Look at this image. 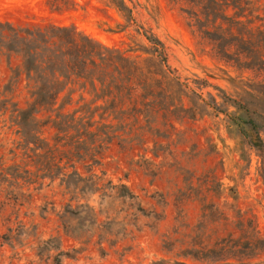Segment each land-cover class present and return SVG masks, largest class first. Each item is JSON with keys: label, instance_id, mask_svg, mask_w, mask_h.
Masks as SVG:
<instances>
[{"label": "rangeland", "instance_id": "1", "mask_svg": "<svg viewBox=\"0 0 264 264\" xmlns=\"http://www.w3.org/2000/svg\"><path fill=\"white\" fill-rule=\"evenodd\" d=\"M227 2L236 7L207 18L208 0H0V24L75 29L157 81L145 87L138 77L137 89L115 102L99 99L89 83L70 84L56 110L38 114L40 145L65 172L103 188L73 194L60 178H42L44 150L26 146L17 124L29 89H9L17 62L0 58V264H223L191 256L200 239L210 236L211 247L229 235L258 248L232 264H264V147L249 144L255 135L242 123L253 121L264 145V0ZM223 15L242 21L231 32L251 46L214 41L229 36L214 20ZM138 27L161 42L172 74ZM63 105L78 122L66 137L56 128L67 125L55 123ZM120 186L135 199L118 197ZM15 234L18 241L3 240Z\"/></svg>", "mask_w": 264, "mask_h": 264}, {"label": "trees", "instance_id": "2", "mask_svg": "<svg viewBox=\"0 0 264 264\" xmlns=\"http://www.w3.org/2000/svg\"><path fill=\"white\" fill-rule=\"evenodd\" d=\"M223 0H208V6L204 7V13L202 15L210 18L218 11V7L224 13L230 6L236 7L227 0L221 3ZM247 5V4H246ZM118 11L126 16L129 22H133L132 12L130 9L124 6L122 3L116 5ZM238 7L240 5L238 4ZM196 16V15H195ZM241 17V16H238ZM227 24L229 29V36H220L216 40V43L224 41L228 42L227 47L235 46L233 42L246 44L251 46L249 39H245L241 35H234L231 32V27L242 26V21L238 18L229 19L227 16L218 18L217 20ZM141 35L150 44V52L159 58L160 63L165 68L168 74H172L166 65V55L164 47L161 42L153 37L147 30L142 27L137 29ZM247 54H250L252 60H255L252 56V50H243ZM218 56L223 59L225 55H228L226 46H223V52H217ZM6 56L8 64L13 61L17 62L15 69L12 70V76L9 80V89L18 87L21 83H25L24 88L29 89V99L27 101V108L18 113L17 124L24 127L22 137L26 146L33 145L34 152L38 150H44V153L39 157L45 159V164L41 169L44 171L43 179L50 178L51 182L60 178V185H64L65 189L73 194L80 192L84 195H92L93 193L103 188L98 187V184L91 177H83L80 173L74 170L71 173L65 172V167H60L59 163L61 159L56 161L51 148L45 149L40 145V132L41 128L38 125V114L42 110H56L54 107L57 104L59 96L65 91L70 84H83V89L87 83L90 84L92 92H100L102 95L99 99L102 101H108L111 99L115 102L117 98L124 96V94L131 95L135 91L138 84L135 83V79L142 77L145 87H150L151 84H156L157 81L148 77V74H144L142 69L135 63L125 58L116 50L107 49L100 44L96 43L92 39L81 36L75 29L67 27H55L48 28H35V29H18L9 24H0V58ZM258 61V60H257ZM259 61H262L259 59ZM111 74L110 75V71ZM108 71V72H107ZM109 73V75H108ZM117 75V76H116ZM165 78V74L163 76ZM14 96L11 97L13 99ZM17 106V103H14ZM240 109L243 107L239 106ZM35 110V111H34ZM58 113L55 118L57 125H67L68 129L61 130L56 128L58 134H64V137L68 136L70 127L78 124L76 121L75 113L73 115L64 113L65 105L57 109ZM248 111V110H247ZM103 116V114H102ZM50 117V116H49ZM81 120L83 117H80ZM102 119V118H101ZM233 121V120H232ZM244 125H249L250 129L254 132V141L249 140V144L258 149H262V141L256 132V126L253 121L242 122ZM90 127V126H89ZM96 136V133L87 132L86 135ZM78 140L85 136L84 132L79 133ZM60 138V137H58ZM88 187H93L95 190H88ZM124 191L121 192L118 197H122L126 200H134L135 196L130 194L125 186H120ZM110 191L115 189L110 183L105 186ZM107 196L106 192L102 194ZM13 199H16L13 197ZM91 213H92V209ZM139 211H142L139 208ZM251 228V224L247 225V230ZM19 235L4 236L3 240L9 244L13 241H18ZM242 239L235 240L231 235L223 238H216L211 247L209 243L211 237L207 239H200L197 255H192L191 258L199 260L201 262H223V264H232L231 261H240L242 256L245 255L242 251L249 250L250 252L256 251L258 248L255 244L241 241ZM39 250V254L41 253ZM60 255V254H59ZM242 255V256H241ZM50 256H48L49 258ZM57 257V256H56ZM55 257V258H56ZM248 259V258H247Z\"/></svg>", "mask_w": 264, "mask_h": 264}]
</instances>
